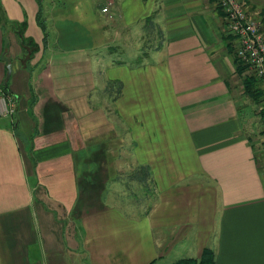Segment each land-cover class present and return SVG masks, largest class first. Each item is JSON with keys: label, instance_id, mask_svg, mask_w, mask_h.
Here are the masks:
<instances>
[{"label": "crops", "instance_id": "0c3cea01", "mask_svg": "<svg viewBox=\"0 0 264 264\" xmlns=\"http://www.w3.org/2000/svg\"><path fill=\"white\" fill-rule=\"evenodd\" d=\"M246 2L264 33V0ZM0 8L15 100L0 113V264H171L205 247L214 264H264V175L216 0ZM14 21L30 57L2 46Z\"/></svg>", "mask_w": 264, "mask_h": 264}, {"label": "built area", "instance_id": "2783aa9c", "mask_svg": "<svg viewBox=\"0 0 264 264\" xmlns=\"http://www.w3.org/2000/svg\"><path fill=\"white\" fill-rule=\"evenodd\" d=\"M224 9L226 26L234 34L237 55L255 72L260 85L264 87V33L257 20L247 8L246 0H216ZM103 11L106 7L101 8ZM0 100L4 106L0 113H11L15 102L11 93H5L0 86ZM8 105V107H7Z\"/></svg>", "mask_w": 264, "mask_h": 264}, {"label": "trees", "instance_id": "16d2710c", "mask_svg": "<svg viewBox=\"0 0 264 264\" xmlns=\"http://www.w3.org/2000/svg\"><path fill=\"white\" fill-rule=\"evenodd\" d=\"M217 2V1H216ZM217 5L222 9L225 18L224 9L217 3ZM37 20L41 27L44 29V21L42 19V8L40 7L37 12ZM0 24L4 26L6 24L5 19L1 14L0 8ZM10 24L15 28L19 35L20 43L23 49L25 50V54L28 53V57L32 55V53L38 48L37 43L33 40L32 37L24 34L26 23L25 21L21 22H13ZM228 29V28H227ZM229 31V29H228ZM230 32V31H229ZM230 34L234 37V34L230 32ZM5 41L3 40V46L5 45ZM233 54L234 61V72L240 79L242 92L243 94L251 99L258 107L257 114L261 120H264V87L260 85L259 79L256 77L255 72L249 67L248 63L244 62L234 51L230 49ZM5 93H11L6 89V83L4 86H1ZM171 264H214V253L210 247H205L200 256L198 257H183L175 260Z\"/></svg>", "mask_w": 264, "mask_h": 264}, {"label": "rangeland", "instance_id": "374dc122", "mask_svg": "<svg viewBox=\"0 0 264 264\" xmlns=\"http://www.w3.org/2000/svg\"><path fill=\"white\" fill-rule=\"evenodd\" d=\"M247 8L249 9L248 4H247ZM249 11H250V9H249ZM253 16L257 20H260L259 17L255 16L254 14H253ZM5 26H6V24L3 27L5 28ZM6 29L4 31L2 30V32H1L3 35L2 46H3V40L7 43L8 39H10L14 43L16 42V44H19L20 39H19V35H18L17 31L13 30V29H10L8 31ZM6 43H5V45H6ZM154 44H155V42H152V43L149 42V44H143L141 46V48L136 51L135 56L139 58L141 55L144 54V52H148L150 49V46H153ZM120 54L121 53H118V50H117L115 55L120 56ZM237 92H238V89L235 88L233 90V93L236 94ZM243 101L244 102H243L242 107H244V112H246V114H245V116H246L245 121L247 123L246 127L249 131L250 137L253 139V141L255 143L257 159H258L259 165L261 167L262 175H264V120H261L259 118V116L257 114L258 107L251 99L245 97V100H243Z\"/></svg>", "mask_w": 264, "mask_h": 264}]
</instances>
